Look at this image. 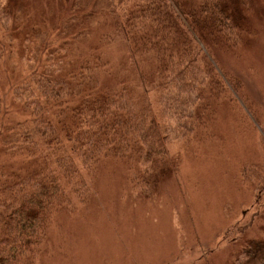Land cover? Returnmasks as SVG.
<instances>
[{"label": "trees", "instance_id": "obj_1", "mask_svg": "<svg viewBox=\"0 0 264 264\" xmlns=\"http://www.w3.org/2000/svg\"><path fill=\"white\" fill-rule=\"evenodd\" d=\"M41 1L0 5V264L39 263L53 213L90 190L103 162L135 158L144 175L153 174L149 169L167 158L159 116L179 127L210 119L228 74L206 50H229L251 34L245 22L253 0H56V18L45 13L36 24L44 26L35 45L43 66L12 78L7 106L1 66L8 59L13 71L10 58L18 52L31 60L24 39L13 35L15 17H32ZM68 24L83 30L65 33ZM112 46L121 52L115 75L105 67ZM121 72L135 83L98 81ZM234 79L227 80L236 88ZM194 103L199 107L189 114ZM234 264H264V242L249 245Z\"/></svg>", "mask_w": 264, "mask_h": 264}, {"label": "rangeland", "instance_id": "obj_2", "mask_svg": "<svg viewBox=\"0 0 264 264\" xmlns=\"http://www.w3.org/2000/svg\"><path fill=\"white\" fill-rule=\"evenodd\" d=\"M39 7L43 12L31 11L32 17L29 12L15 17L13 35L24 39L31 60L20 59L18 52L10 58L13 71L8 59L1 66L7 106L12 78L23 79L44 63L35 48L36 29L44 26L36 24L45 13L55 19L57 3L42 0ZM245 23L251 34H242L238 44L206 50L215 68L228 74L224 93L211 102L210 119L179 127L184 124L159 116L167 158L149 169L151 175L142 173L135 158L99 165L88 181L90 190L53 213L36 264H234L249 245L264 242V0L251 1ZM79 29L70 25L64 32ZM107 54L112 65L105 67L115 75L121 52L112 46ZM98 81L135 83L122 72L117 78L100 75ZM198 107L189 104L187 112ZM152 175L150 186L146 178Z\"/></svg>", "mask_w": 264, "mask_h": 264}]
</instances>
